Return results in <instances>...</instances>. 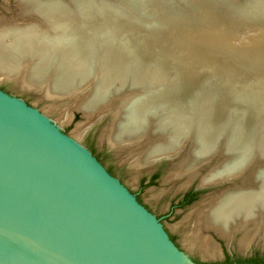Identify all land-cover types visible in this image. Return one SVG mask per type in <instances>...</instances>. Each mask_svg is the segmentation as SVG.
I'll return each instance as SVG.
<instances>
[{"label": "water", "instance_id": "water-1", "mask_svg": "<svg viewBox=\"0 0 264 264\" xmlns=\"http://www.w3.org/2000/svg\"><path fill=\"white\" fill-rule=\"evenodd\" d=\"M6 1L0 0V6ZM206 1L216 11L230 14L250 0H226L224 4L221 0ZM158 3L161 10L188 15L174 2V6H168L164 0H99L82 8L92 11V25L101 31V39L111 38V53L106 51L104 57L119 61L95 64L91 77L70 89L80 90L73 98L82 100L98 90V82H105L109 93L118 95L87 131L109 117L107 131L115 112L128 103L132 111L145 116V126L148 115L152 119L155 113L164 116L181 110L178 114L183 111L187 116L180 119L182 146L156 156L150 166L162 161L173 164L187 154L193 142L208 150L209 159L201 169L209 167L210 171L227 157L244 158L246 153H250L248 158L253 154L256 165V158L264 153V108L231 103L232 99L226 102V91L213 78L204 79L206 93L205 88H193L183 68L162 57H156L160 66L155 65L154 56L144 54L136 35L124 28L126 24L156 25ZM111 28L124 30L112 32ZM137 57L153 63L143 61L139 65L133 61ZM55 68L52 66L49 72ZM0 82L46 98L41 91L22 87L14 78ZM167 125L172 127L171 123ZM259 125L263 128L261 135L256 131ZM250 136L258 142V155L252 150ZM107 145L108 150L118 152ZM203 154L201 158L206 156ZM202 175L195 179L200 180ZM234 185H243L240 173L210 184L199 183L197 188L223 191ZM198 260L209 262L205 256ZM0 264L202 263L195 262L171 239L160 218L110 173L81 139L64 132L62 125L43 111L0 88Z\"/></svg>", "mask_w": 264, "mask_h": 264}, {"label": "bare ground", "instance_id": "bare-ground-1", "mask_svg": "<svg viewBox=\"0 0 264 264\" xmlns=\"http://www.w3.org/2000/svg\"><path fill=\"white\" fill-rule=\"evenodd\" d=\"M98 1L21 0L18 4L19 16L17 9L16 14L10 17L13 21L0 16V80L14 78L22 87L41 91L49 99H61L64 95L78 97L80 90L70 89L86 82L91 77L95 64L113 65L119 62L109 58L110 56L104 57L112 46L109 42L111 38L101 39V31L92 25V11L82 10L83 7L89 8ZM164 1L166 5H175L177 9L187 13L202 10L204 20L191 21L186 17L187 14L161 10L162 6L158 3L156 25L126 24L124 27L129 30L128 34L136 35L143 53L154 56L155 65L160 62L157 58L162 57L183 68L189 74V82L195 89L205 88L206 93L204 79L213 78V81H218L219 86L226 91V99L222 97V101L225 99L228 102L232 99L231 103L236 101L237 104L251 105L262 110L264 43H253L249 48L239 49L225 57L221 55L219 46L227 43L230 34L224 32V28L236 29L244 26L246 29L251 26L246 22L250 20L264 27V0L248 1L238 7L237 11L230 13V19L215 14L216 11H213L206 0ZM225 1L221 0V3L224 4ZM203 27L215 29V34H198ZM110 30L117 32L124 29ZM109 52L110 50L107 53ZM82 53H85V56ZM133 61L139 65L143 61H147L146 64L153 63L152 60L138 57ZM52 66L57 69L49 72ZM104 84L98 82V90L95 89L87 98L78 101L74 109L94 119L110 108L113 105L110 106V103L118 95L110 94ZM207 98L210 99L211 96L208 94ZM127 105L125 109L124 105L122 110L115 112L113 123L101 134V140L118 151L140 149L138 152L134 149L136 152L130 153L132 159L129 158L128 161L132 169L139 171L147 168L156 156L174 152L182 146L180 119L182 115L185 119L187 117L183 111L182 115L178 114L181 110L175 109L166 113V116L155 113L152 119L148 115V123L145 126V116L132 111L129 103ZM202 112L207 117V110L203 109ZM152 120L155 121L154 124L151 123ZM167 123H171L172 127ZM260 125L256 131L261 135L263 128H259ZM86 131L79 134L84 135ZM249 138L252 139V150L258 155V142L251 136ZM205 147L193 142L187 154L174 161V169L169 175L174 174V179L186 178L182 188L192 183L200 174L203 162L209 159ZM203 153L206 156L201 158ZM249 154L246 153L244 158L227 157L225 161L219 162L220 165L216 168L202 175L200 184H210L220 178L240 173L243 185H234L218 191L219 193L209 198V201L199 205L189 214L188 220L194 227V230L184 237L189 249L198 248L197 251L201 250L205 257H216L220 254L218 244L210 237L201 235L202 226L214 230L227 241L240 232V245L245 248L259 237L264 243V153L256 158V165L255 157L251 153L248 158Z\"/></svg>", "mask_w": 264, "mask_h": 264}, {"label": "rangeland", "instance_id": "rangeland-1", "mask_svg": "<svg viewBox=\"0 0 264 264\" xmlns=\"http://www.w3.org/2000/svg\"><path fill=\"white\" fill-rule=\"evenodd\" d=\"M20 1L21 0H7L4 2L0 6V16H5L8 20L13 21L14 19H11L10 17L16 14L17 5L20 4L18 3ZM18 9L17 16L20 14V8ZM213 11L216 10L213 8ZM193 12H189L188 15H186L189 20H204L202 10ZM215 14L223 15V18L230 19V14H223L222 12L218 11H216ZM246 22L251 25L246 29L244 26L236 29L228 27L226 29L224 28V32L230 34L227 39V43H222V45L219 46L220 50H222L221 55L225 57L227 54L234 53L239 49L249 48L253 43H264V27L256 25V22L251 20ZM242 23L244 24L245 21L243 20ZM207 32L210 34H215V29L203 27L200 31H198V34H204ZM244 38H246V40ZM239 44L241 45L239 46ZM0 88L14 96L23 99L29 105L38 108L40 111H43L49 115L52 120L60 123L64 132L71 134L77 139H81V141L86 146L94 148L96 151V156L100 158V161L106 164V166L111 167L112 173L117 178H119L121 182L131 190V192L134 194L137 193L144 205L158 218H160L167 231L173 234L176 243L181 247V249L188 253L193 259L198 260L200 257L205 256L201 250L197 251L198 248L190 247L192 249H188L185 244L186 241L184 237L188 234V232L190 233L194 230V227H192L193 225L188 220L189 214L192 213V211L199 205L205 204L207 201H209L217 194L218 190L202 189L199 191V195L194 202L187 205L178 206L176 203L178 202L179 197L184 192L191 189L198 179L192 181L188 187L182 188L181 186L185 182L186 178L174 179V174L169 175L174 169V165L170 161H162L147 168L140 169L139 171L132 169L129 163L130 161H128L129 158L130 160L132 159L130 153L133 154L135 150L138 152L140 149L134 148L135 150L125 149L122 151L113 152L108 150L106 141L102 142L100 140L101 134L105 131L104 129L109 126V117H105L103 120L92 126L85 133V135H81L79 132L81 133L84 130H87L90 124L96 120V118L91 119V117L84 115L81 111L74 109L76 103H78L80 99L76 100L73 98H67L63 100H49L44 98L41 94H37L33 91H24L19 87H14L12 84L5 82H0ZM67 114L68 118L66 117ZM78 134L80 136H78ZM208 168L206 167L204 169H200V173L206 175L207 171H209ZM155 172H158L157 180L151 184L144 185L143 188L140 187V181L143 178L148 179V177ZM217 234L218 233H215L212 229L205 228V226L201 227V235L210 237V239L219 246L220 254L218 256H206V259L209 260V262H222L225 259L226 252L232 256L240 257H250L254 254H260L264 256V243L261 237H259L260 239L257 238L245 248L240 245L239 240L242 237L240 232L229 241ZM211 258H215V261H213Z\"/></svg>", "mask_w": 264, "mask_h": 264}, {"label": "trees", "instance_id": "trees-1", "mask_svg": "<svg viewBox=\"0 0 264 264\" xmlns=\"http://www.w3.org/2000/svg\"><path fill=\"white\" fill-rule=\"evenodd\" d=\"M94 153L96 152L95 149H93ZM112 170V168L110 167ZM192 194L189 192L186 195V199L184 201H181L179 205H187L192 202L195 196H191ZM195 195V194H194ZM173 241H175V237H171ZM195 262L202 263V264H264V256L260 254H254L250 257H240V256H232L229 253H225V259L222 262L219 263H213V262H201L197 259H194Z\"/></svg>", "mask_w": 264, "mask_h": 264}, {"label": "flooded vegetation", "instance_id": "flooded-vegetation-1", "mask_svg": "<svg viewBox=\"0 0 264 264\" xmlns=\"http://www.w3.org/2000/svg\"><path fill=\"white\" fill-rule=\"evenodd\" d=\"M91 151H92V153L96 156V152L94 153V151H93V149L94 148H92V147H90V146H87ZM99 160H100V158L98 157V156H96ZM104 164V163H103ZM105 165V167L107 168V170L110 172V173H112V170L110 169V167L109 166H106V164H104ZM113 174V173H112ZM114 175V174H113ZM157 178H158V172H155V173H152L149 177H148V179L147 178H143L141 181H140V187H144V185H146V184H151V183H153V182H155L156 180H157ZM199 183H200V180H197L196 181V183H195V185L191 188V189H189V190H187L186 192H184L180 197H179V199H178V202L176 203L178 206H180L179 204L181 203V201H184V200H187L185 197H186V195H187V193H191L192 195L191 196H195L194 197V199L192 200V202H194L196 199H197V197H198V195H199V191L200 190H202V189H198L197 188V186L199 185ZM195 194V195H194ZM135 196H136V198L141 202V203H143L142 202V200L140 199V197H139V195L137 194V193H135ZM191 202V203H192ZM144 204V203H143ZM169 233V235H170V237H173V234L172 233H170V232H168ZM176 242V241H175ZM228 253V252H227Z\"/></svg>", "mask_w": 264, "mask_h": 264}]
</instances>
